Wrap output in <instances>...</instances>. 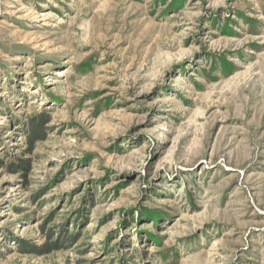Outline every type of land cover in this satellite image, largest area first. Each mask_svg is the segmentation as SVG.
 Instances as JSON below:
<instances>
[{"label": "rangeland", "instance_id": "rangeland-1", "mask_svg": "<svg viewBox=\"0 0 264 264\" xmlns=\"http://www.w3.org/2000/svg\"><path fill=\"white\" fill-rule=\"evenodd\" d=\"M0 264H264V0H0Z\"/></svg>", "mask_w": 264, "mask_h": 264}, {"label": "trees", "instance_id": "trees-1", "mask_svg": "<svg viewBox=\"0 0 264 264\" xmlns=\"http://www.w3.org/2000/svg\"><path fill=\"white\" fill-rule=\"evenodd\" d=\"M42 128H43V125H42L41 119L32 122L31 129L35 135L41 134ZM30 138L36 139V136H30ZM55 247H60V244H53V243L48 244L43 248V252H46V253L51 252V250Z\"/></svg>", "mask_w": 264, "mask_h": 264}]
</instances>
